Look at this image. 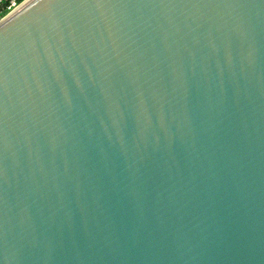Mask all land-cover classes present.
I'll list each match as a JSON object with an SVG mask.
<instances>
[{"label":"water","instance_id":"water-1","mask_svg":"<svg viewBox=\"0 0 264 264\" xmlns=\"http://www.w3.org/2000/svg\"><path fill=\"white\" fill-rule=\"evenodd\" d=\"M0 264H264V0L3 17Z\"/></svg>","mask_w":264,"mask_h":264},{"label":"built area","instance_id":"built-area-1","mask_svg":"<svg viewBox=\"0 0 264 264\" xmlns=\"http://www.w3.org/2000/svg\"><path fill=\"white\" fill-rule=\"evenodd\" d=\"M21 2L20 0H0V20L15 9Z\"/></svg>","mask_w":264,"mask_h":264},{"label":"trees","instance_id":"trees-1","mask_svg":"<svg viewBox=\"0 0 264 264\" xmlns=\"http://www.w3.org/2000/svg\"><path fill=\"white\" fill-rule=\"evenodd\" d=\"M20 1H23V0H20Z\"/></svg>","mask_w":264,"mask_h":264}]
</instances>
